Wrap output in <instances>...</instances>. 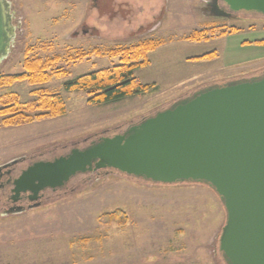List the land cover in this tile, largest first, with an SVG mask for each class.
I'll list each match as a JSON object with an SVG mask.
<instances>
[{
  "label": "rangeland",
  "instance_id": "obj_1",
  "mask_svg": "<svg viewBox=\"0 0 264 264\" xmlns=\"http://www.w3.org/2000/svg\"><path fill=\"white\" fill-rule=\"evenodd\" d=\"M8 1L15 38L0 75L20 74L34 58L67 75L0 89V105L10 94L26 103L35 90L60 95L65 105L63 116L23 127H4L0 117V166L84 147L205 87L264 73V17H214L212 0ZM149 40L159 47L133 73L147 91L90 104L86 92L63 90L67 81L117 66L110 50ZM49 196L38 208L0 216V264H225L218 251L225 211L204 185H157L107 171L76 176ZM118 211L125 224L100 222Z\"/></svg>",
  "mask_w": 264,
  "mask_h": 264
},
{
  "label": "water",
  "instance_id": "obj_2",
  "mask_svg": "<svg viewBox=\"0 0 264 264\" xmlns=\"http://www.w3.org/2000/svg\"><path fill=\"white\" fill-rule=\"evenodd\" d=\"M212 5L218 18L238 12L264 17V0ZM12 19L11 4L0 0V64L15 38ZM107 171L157 185L208 187L225 211L218 240L223 262L264 264V73L205 87L119 134L34 164L15 181L14 194L30 192L34 201L76 176Z\"/></svg>",
  "mask_w": 264,
  "mask_h": 264
},
{
  "label": "trees",
  "instance_id": "obj_3",
  "mask_svg": "<svg viewBox=\"0 0 264 264\" xmlns=\"http://www.w3.org/2000/svg\"><path fill=\"white\" fill-rule=\"evenodd\" d=\"M200 33H195L189 38V41H197L195 36L198 37ZM258 43H264V41ZM158 47V42L149 40L130 48L110 50L108 56L119 59L117 66L94 71L67 81L63 85V90L65 92H86L90 104H104L141 94L148 90V86L141 85L133 77V73L135 70L148 65L146 60L148 53ZM204 57H212V54ZM51 63L52 60L44 62L35 58L25 60L22 73L0 75V89L17 82H26L31 86L44 85L49 82L51 77L62 78L67 75L63 70L48 72ZM33 95L35 99L26 103H20L13 94L6 96L8 99L2 101L0 109V117L3 118L4 127H23L34 122L47 121L64 115L65 105L60 95L50 94L45 90H35ZM4 97L0 99H4ZM99 220L102 224L123 225L126 223V218L120 211L102 215Z\"/></svg>",
  "mask_w": 264,
  "mask_h": 264
},
{
  "label": "flooded vegetation",
  "instance_id": "obj_4",
  "mask_svg": "<svg viewBox=\"0 0 264 264\" xmlns=\"http://www.w3.org/2000/svg\"><path fill=\"white\" fill-rule=\"evenodd\" d=\"M219 6L222 10H227L226 7L223 6V4L219 3ZM207 9H208L210 15L214 16L213 5L212 4L209 5L207 7ZM234 15L235 14H233L227 18L235 17ZM261 75H259V74H256V75L253 74V75H249V76L247 75V76H243L240 79H235L232 81H228L226 83L237 81V80H246V79L258 78ZM226 83H222L221 85L226 84ZM93 141H91V142H93ZM91 142H89V144ZM88 145H86L84 147L75 146V147L68 149L67 151L63 152L62 154H57L55 156H51V157H47V158H43L41 156H40L41 158H39L37 156L21 157V158H18L16 160H12V161H17V163L12 165V166L6 167V168H2V167L11 163L12 161L9 163L1 165L0 166V216H11V215L23 214L28 210H32V207L34 205L38 204L40 207L41 204H43L44 200H47L50 198L49 193L50 194L52 193L54 195L57 191L66 189V187L70 181L62 189H59L56 191H51L49 189H46L44 191L39 192L38 196H37L38 199H36L34 201H31V198L33 195L30 192H19L18 194H14V191L17 188L15 186V181L29 167L33 166L34 164L40 163V162H51V161L55 160L56 158L68 155L72 149H83V148L87 147ZM100 173L101 172H94V173H90V174L79 175L78 177L81 179L89 178V177L98 178ZM18 210H20L22 212L16 213Z\"/></svg>",
  "mask_w": 264,
  "mask_h": 264
}]
</instances>
